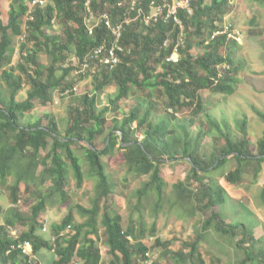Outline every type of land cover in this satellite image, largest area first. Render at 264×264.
<instances>
[{"label":"trees","instance_id":"obj_1","mask_svg":"<svg viewBox=\"0 0 264 264\" xmlns=\"http://www.w3.org/2000/svg\"><path fill=\"white\" fill-rule=\"evenodd\" d=\"M26 1L11 0L7 23L2 21L0 12V79L8 90L7 96L2 91L0 93V181L13 178L8 195L11 204H17L23 192H31L37 202L31 207L29 219L13 217L9 212L5 214L0 203V264H39L34 259L43 248L54 250L56 259L52 264H136L137 257L144 258L148 249L131 241L134 234L131 225L124 228L122 217L107 206H103L100 214L101 199H107L115 189L103 156L113 153L116 144L124 149L122 155L127 174L149 172L148 181L136 190L137 205L150 192L156 196V207L166 200V183L160 174V164L164 160L185 158L190 164L186 179L173 186L174 193L189 204L190 216L205 210H209V215L200 221L195 239L182 242V247L188 251L167 249L169 256L183 264H205L199 245L212 228L240 251L242 257L236 264H264V245L258 244L261 239L255 236L254 222L230 220L225 215L228 201L225 187L214 179L205 182L199 175V171L206 173L223 167L232 155L237 166L224 173V181L229 185L241 183L244 165L252 164L253 182H256L264 162V133L257 141L255 153L251 152L249 140L245 137L246 129L242 127L244 137L240 143L232 144L227 136L228 145L222 148L221 154L204 159L198 152L199 136L193 137L190 131V127L196 124L195 118L178 120L176 117L183 108H190L193 117L202 113L204 103L200 91L203 89L227 95L234 92L238 80L237 68L233 64L235 38L227 37L229 30L213 36L222 29L219 24H222L229 0H195L191 15L179 13L183 27L162 21L145 26L140 18L124 27L119 43L130 52L120 54L121 62L115 67H100L101 70L94 75L96 90L112 84L116 87L109 105L98 109L95 94L82 95L78 106H70L63 135L49 113L42 115L46 124L37 118L23 125L21 117L37 104L45 106L50 102L55 89L71 85L63 82L74 68H65L59 76L55 74L56 63L65 60L64 52L74 51L80 64L101 42H110L111 34L100 25L94 35H89L84 22L87 13L85 0H51L44 7L31 6V0ZM131 1L125 0L126 3L119 7L117 0H92L91 7L97 13L107 12L116 24L129 14ZM261 1L264 4V0ZM136 2V5L145 7L149 4V0ZM23 16L27 17L24 30L21 28ZM55 20L64 24V39L47 32ZM20 35L23 36L20 57L15 65H8L13 53V37ZM192 35L199 37L198 44L202 46L200 53L195 55L190 51L194 44ZM166 40L168 44L164 46ZM50 44L53 50H50ZM174 47H177L178 58L176 62L167 61ZM43 51L52 57V64L45 73L38 64V55ZM25 83L29 84L26 98L18 100L16 96ZM132 92L138 94V101L119 120L117 101ZM156 92L164 98L161 108L153 98ZM155 109L157 115H154ZM257 114L264 121V114L260 111ZM134 122L135 126L132 125ZM245 124L243 120L241 125ZM104 129H107L106 134ZM139 133L143 136L141 140ZM100 136L103 137L98 142ZM120 138L124 145H121ZM74 144L83 150L88 164L86 172L82 160L72 148ZM70 175L77 188L85 178L95 180L91 207L76 205L85 220L76 224L70 210L60 223L51 226V235L46 238L41 234L38 216L47 197H56L61 204H70ZM192 182H197L196 191L190 187ZM48 183L50 191L43 194L41 188ZM2 196L0 188V199ZM259 198L264 204V185ZM248 213L252 212L248 210ZM98 216H101L110 257L107 262H103L99 246ZM43 228L47 230L46 226L42 231ZM13 231L16 233L12 234ZM24 241H30L33 259L17 248L12 249L17 242ZM157 243L160 244V240L157 239ZM160 245L168 248L169 242Z\"/></svg>","mask_w":264,"mask_h":264},{"label":"rangeland","instance_id":"obj_2","mask_svg":"<svg viewBox=\"0 0 264 264\" xmlns=\"http://www.w3.org/2000/svg\"><path fill=\"white\" fill-rule=\"evenodd\" d=\"M10 3L11 0H0L1 18L4 23H7ZM26 19V16L22 17L21 28L23 30L26 27ZM219 25L222 28L220 31L229 30L231 37H235L236 41L233 64L237 68L238 80L234 86V92L227 95L203 89L200 91L204 103L201 114L193 117L190 108H183L176 113L178 120L195 118L196 124L190 127V131L193 137L199 136L198 152L204 159L219 156L222 148L228 145V142L226 145L225 140L227 136L231 138L232 144L237 145L240 143L244 137L242 127L246 129L245 137L249 140L251 152L255 153L257 141L264 133V121L257 114V111L264 114V4L261 0H229L227 12L222 24ZM64 28L63 23L55 20L47 32L51 36L56 35L64 39ZM13 38V53L9 57L8 65H15L18 61L20 42L23 41L22 35ZM191 40L194 44L190 51L194 55L200 53L202 46L198 44L199 37L192 35ZM49 48L53 50L51 44ZM63 54L65 60L56 63L55 74L59 76L65 68H74L63 82L71 83V85L64 89L62 87L55 89L51 93V101L45 106L37 104L30 113L21 117V124H29L37 118H41L42 123L46 124V119L42 115L49 113L55 118L63 135L68 123L70 106H78L82 95L88 94L91 96L95 94L98 109L109 105V99L114 96L116 87L112 84L100 91L95 89L94 75L101 69L98 67L95 73L83 75L79 72L80 64L74 51H66ZM38 64L44 69L45 73L52 64V57L43 51L38 55ZM223 67L228 68L226 65H223ZM28 89L29 84L25 83L18 92L17 99L24 100ZM1 91L4 96H7L8 90L0 79V93ZM137 95V93L132 92L129 96L117 101L119 105L117 117L119 120L135 106L138 101ZM153 98L159 102L161 108L164 104V98L158 92ZM155 111L156 109L154 115H157ZM243 120L246 121L245 125H241ZM132 125L135 126V122ZM106 133L107 129H104V134ZM102 137L100 136L97 141H101ZM138 138L139 140L143 138L141 133L138 134ZM72 148L75 149L82 160L83 170L86 172L88 164L84 160L83 150L78 148V144L72 145ZM123 152L124 149L116 144L113 153L103 156V161L107 165V172L115 184V189L107 199H101L100 214L103 212V206H107L122 217L124 228L131 225L134 233L131 241L136 246L143 244L147 247L148 250L145 254L148 253L152 264H183L169 256V253L166 252L167 249L173 252L181 250L187 252L188 249L182 247V242L193 241L200 221L209 215V210H205L202 213L197 212L195 215L190 216L189 204L184 199L178 198L174 193L173 186L179 181H184L190 172L189 162L185 158L164 160L160 164V174L166 183V200L156 207V196L153 192H150L146 198L142 199L140 205H137L136 190L148 181L149 172H139L137 175L127 174L123 162ZM231 156L228 157L229 161L223 167L206 173L199 171V175L203 176L205 182L214 179L225 187L228 194L225 215L232 221L243 220L247 222L251 220L254 222L255 236L261 239L258 244L264 245V204L259 198L260 189L264 185V162L256 182H253V165L249 164L243 167V181L237 185H229L223 179L224 173L233 170L237 166L236 160ZM12 181V177L0 181L3 194L0 203L4 207L3 212L5 214L9 212L13 217L20 216L29 219L32 216L31 207L37 200L33 199L31 192L28 194L23 192V196L18 203L11 204L8 201V195ZM69 182L70 204H61L56 197H47L45 207L38 216L41 224V234L46 238L51 235V226L60 223L70 210L73 212L76 224L85 220L79 214L76 205H82L86 208L91 207L95 196V180L85 178L81 187L77 188L73 177L70 175ZM196 184L197 182H192L190 186L194 188V191H196ZM49 185L50 183L42 186L43 194L49 193ZM31 188L34 190V186ZM240 204L244 205L247 210L243 209ZM193 206H196L195 203H193ZM248 210L252 213L249 214ZM1 222L2 219H0ZM97 222L98 236L101 240L99 246L103 262H107L110 257L107 255L101 216H98ZM43 226L47 227L46 231H42ZM38 229L40 230V227ZM65 237L67 238V236ZM157 239L160 240V244L169 242L168 248L165 245L158 244ZM53 251L45 248L41 249L34 262L52 264L56 259ZM199 251L205 264H236L237 260L242 257L240 251L234 245H230L227 237H222L212 228L205 233V237L199 245ZM145 254L144 258L137 257L135 263L146 264Z\"/></svg>","mask_w":264,"mask_h":264},{"label":"built area","instance_id":"obj_3","mask_svg":"<svg viewBox=\"0 0 264 264\" xmlns=\"http://www.w3.org/2000/svg\"><path fill=\"white\" fill-rule=\"evenodd\" d=\"M50 0H31V6L44 7ZM194 0H149L147 7L136 5V0L129 2V14L124 15L116 24H113L110 15L103 12H95L91 7L92 0H85L86 15L84 17L85 26L89 35H94L96 28L104 25L111 34V41H103L97 45L88 55L83 58L80 63L79 72L83 75L93 74L98 67L113 68L121 62V55L129 53L130 50L124 48L119 43L124 27L130 25L133 21L140 18L145 26L162 21L164 23H172L183 27L182 20L179 17L181 10L191 13V6ZM126 2L125 0H117V6L121 7ZM132 13H135L132 15ZM183 36V33H181ZM217 32L213 34L216 35ZM166 45V43H165ZM178 58L177 47H174L169 61L175 62ZM74 89V88H73ZM46 231V228H43ZM51 239L54 241V237ZM19 249L23 255H27L30 259L34 258L32 254V245L30 241L17 242L12 246V249ZM146 255V264H152L148 253Z\"/></svg>","mask_w":264,"mask_h":264},{"label":"clouds","instance_id":"obj_4","mask_svg":"<svg viewBox=\"0 0 264 264\" xmlns=\"http://www.w3.org/2000/svg\"><path fill=\"white\" fill-rule=\"evenodd\" d=\"M51 1V0H50ZM208 1H210V0H208ZM195 2V0L192 2V4ZM191 10H192V12H193V8H192V6H191ZM180 12H186V11H184V10H181ZM192 12L191 13H188V12H186L188 15H191L192 14ZM227 30H222V31H216L218 34L219 33H223V32H226ZM215 32V33H216ZM217 35V34H216ZM227 37H231V32L230 33H227ZM235 38V37H234ZM165 43H166V45H165ZM164 46H167V40L164 42ZM173 52V51H172ZM172 54V53H171ZM171 54L168 56V57H170L171 56ZM177 55H178V53H177ZM168 57H167V61H169L168 60ZM176 62V61H175Z\"/></svg>","mask_w":264,"mask_h":264},{"label":"crops","instance_id":"obj_5","mask_svg":"<svg viewBox=\"0 0 264 264\" xmlns=\"http://www.w3.org/2000/svg\"><path fill=\"white\" fill-rule=\"evenodd\" d=\"M14 233H16V231H13V232H12V234H14ZM38 254H39V252L36 254V257H37Z\"/></svg>","mask_w":264,"mask_h":264},{"label":"water","instance_id":"obj_6","mask_svg":"<svg viewBox=\"0 0 264 264\" xmlns=\"http://www.w3.org/2000/svg\"><path fill=\"white\" fill-rule=\"evenodd\" d=\"M120 140H121V145H124V143L122 142V138H120Z\"/></svg>","mask_w":264,"mask_h":264}]
</instances>
